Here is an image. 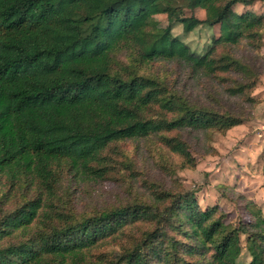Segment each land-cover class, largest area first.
Returning <instances> with one entry per match:
<instances>
[{"label":"trees","instance_id":"obj_1","mask_svg":"<svg viewBox=\"0 0 264 264\" xmlns=\"http://www.w3.org/2000/svg\"><path fill=\"white\" fill-rule=\"evenodd\" d=\"M254 2L0 0V264H241L243 249L247 264H264V210L242 195L248 220L236 223L182 185L151 183L147 200L82 217L56 199L63 179L109 183L123 143L158 137L181 169H195L179 134L209 142L242 125L241 114L195 105L148 70L177 63L194 79L236 75L224 92L255 106L264 72L235 55L245 47L264 66ZM176 25L185 35L218 26L220 35L197 53Z\"/></svg>","mask_w":264,"mask_h":264},{"label":"rangeland","instance_id":"obj_2","mask_svg":"<svg viewBox=\"0 0 264 264\" xmlns=\"http://www.w3.org/2000/svg\"><path fill=\"white\" fill-rule=\"evenodd\" d=\"M254 1L252 10L264 13V1ZM237 10L242 12L245 8L239 6ZM184 13L199 19H204L206 15L202 9H185ZM154 20L161 27L168 24L166 15H158ZM173 32L191 50L202 53L210 45L212 37L220 35V28L200 26L185 35L182 26L176 25ZM235 55L245 62L258 64L260 72H264L262 62L257 61L245 47L236 50ZM119 59L126 60L123 54ZM149 71L160 75L168 88L191 103L233 111L246 118L245 122L226 133L214 134L209 142L194 132L179 134L197 160L195 169H181L180 159L171 154L158 137L123 143L120 145L123 154L117 157V171L104 187L94 188L63 179L56 197L60 209L82 217L117 205L147 200L151 193L149 186L153 183L161 188L182 185L193 190L202 207L218 205L225 214L226 223L248 220L239 195L264 210V73L254 91L258 102L252 106L224 92L227 85L237 78L236 75L228 76V80L194 79L184 66L177 63H157ZM14 206L15 203H11L8 208ZM249 261L250 256L243 249L239 262L247 264Z\"/></svg>","mask_w":264,"mask_h":264}]
</instances>
